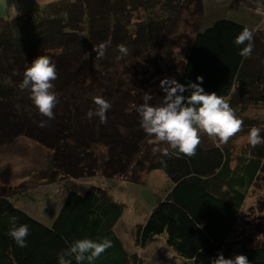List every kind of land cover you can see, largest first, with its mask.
Here are the masks:
<instances>
[{
    "label": "trees",
    "instance_id": "obj_1",
    "mask_svg": "<svg viewBox=\"0 0 264 264\" xmlns=\"http://www.w3.org/2000/svg\"><path fill=\"white\" fill-rule=\"evenodd\" d=\"M173 2L45 0L0 18V145L20 136L36 141L51 156V180L58 175L93 176L100 165L107 177L138 171L131 182H138L145 171L159 169L167 176L165 187L153 194L144 222L134 225V249L123 242V230L118 228L124 206L103 188H72L57 201L46 198L45 206L38 208L29 198L14 199L16 195L0 186V264H57V253L84 237L112 241L94 264H143L144 251L157 240L173 250L176 264H211L218 252L226 258L242 253L250 264H264V238L235 235L249 190L264 173V145L248 143L251 127L264 130L263 30L225 15L214 17L195 31L182 62L179 82L203 76L205 90L225 97L243 120L241 130L227 143L213 137V142H200L193 156L163 157L167 163L162 166L161 154L152 150L158 145L134 130L140 126L138 115L125 118L130 129L126 137L116 133L111 137L107 129L113 125L106 127L98 117L86 116L97 107L93 98L102 88L106 90L100 96L109 100L121 92L116 104H125L133 88L145 83V67L153 60V52L169 48L174 20L167 17L165 26L158 23L151 32L145 26L133 31L131 22L155 17L159 5L170 9ZM254 14L250 18L257 21L259 16ZM245 26L254 29L253 53L247 58L239 55L243 46L233 43ZM102 43L106 44L104 55L98 56ZM119 45L127 48V54L119 51ZM39 55L50 56L57 67L52 83L58 102L51 120L38 111L29 90L19 88L25 68ZM138 75L144 77L140 80ZM157 94L153 103L164 95ZM142 102V98L134 101L133 109ZM41 120L46 122L44 127L38 126ZM235 137H247V141L239 145ZM101 145L109 148L108 153H97ZM10 216L29 225L26 247H18L7 235ZM249 224L251 230L264 233V225Z\"/></svg>",
    "mask_w": 264,
    "mask_h": 264
},
{
    "label": "rangeland",
    "instance_id": "obj_2",
    "mask_svg": "<svg viewBox=\"0 0 264 264\" xmlns=\"http://www.w3.org/2000/svg\"><path fill=\"white\" fill-rule=\"evenodd\" d=\"M44 1L0 0V18H7L13 14L26 11L37 3H41L39 5H42ZM170 5L169 7H172L170 9L159 5L154 11L155 17L139 21L134 16L136 19L131 22L135 24L134 28H131L133 31L138 26H145L146 32H151L153 30L152 27L158 25V23L162 22L165 26L166 23L163 21L167 17L174 20V24L170 25L172 29L169 33L170 36L167 38L169 48L153 52V60L151 63H147L145 67V83L142 86L138 84L137 87L133 88L130 92V98L126 99L127 102L124 101L125 104L118 102V97H122L121 92L112 95L108 100L111 103V108L107 112L106 127L113 125L107 129L111 137V133L124 137L127 136V132L130 129L126 125L125 118L131 113L138 115L136 110L133 109V102L138 99L141 100L145 91H150L153 96H158V92L163 93L159 87V81L162 78H178L182 62L185 60L188 52L190 40L195 31L202 28L205 22L211 21L214 17L225 15L248 25H253V28L256 30L264 31V13L258 14L256 12L257 8H264V0H174ZM249 10L259 16L257 17V21L250 18L254 13ZM141 13H136V15ZM142 16L143 14L139 18ZM132 20L130 19V21ZM137 22L143 23V25ZM144 76L138 75L140 80ZM103 84L108 86L106 81ZM103 90L105 91L106 87L95 93L103 96L100 93ZM116 99H118L117 102L119 104H116ZM113 106L116 108L115 111ZM135 129L144 132L140 126ZM143 136H146L145 133ZM234 141L242 145L247 141V137H235ZM200 142H213V137L201 134ZM98 147L99 151L97 153L101 151L108 153V147L103 148L102 145ZM48 154L47 149L27 137L20 136L13 141L3 143L0 145V186H4L11 196L16 195L14 199L17 200L16 197H20V199L24 198L25 200L29 198L31 202H35L34 205L38 204L36 205L38 208L43 207V205L45 206L44 201L46 198L57 201L61 195L72 188L74 190H82L88 186L103 188L124 206L118 228L123 230L121 232L123 242L131 249H134V225L136 222H142L146 218L151 204L154 202L155 195L153 194L160 193L165 187L167 176L157 169L139 174L138 182H131L130 180L132 177L134 178V175L137 176L138 171L134 174L131 171L130 174L124 173L123 175L107 177L102 174L100 169L101 159H98L97 165L100 166L93 176L71 178L58 175L55 179L51 180L49 178H51L50 174L53 171V166L50 164L51 156ZM39 201L41 202L39 203ZM32 210L35 211V208H32ZM146 211L147 214L145 213ZM241 213V219H239L235 228V235L240 238L252 234L255 239L264 238V233L258 232L254 228L251 230V226H249L252 225L249 223L264 225V173L259 175L256 183L249 190ZM148 246L144 251L143 260H145V263L143 264H176L177 258L174 256L173 250L166 247L164 243H161V240L152 242ZM137 252H142L141 248L137 249Z\"/></svg>",
    "mask_w": 264,
    "mask_h": 264
},
{
    "label": "clouds",
    "instance_id": "obj_3",
    "mask_svg": "<svg viewBox=\"0 0 264 264\" xmlns=\"http://www.w3.org/2000/svg\"><path fill=\"white\" fill-rule=\"evenodd\" d=\"M258 14L264 13V8H257ZM254 29L243 27L234 38L233 43L239 47V55L247 58L253 53ZM247 42V43H246ZM106 44L99 45L98 56L104 55ZM119 51L127 54V48L119 45ZM57 79L55 61L47 55L37 56L30 66L26 67L23 79L19 84L21 90H29V96L38 111L49 120L54 118L53 109L58 102V93L54 90L52 81ZM204 77L198 75L195 81L188 80L181 83L174 77H164L159 81L163 96L159 103H153L154 97L150 91H145L142 103L135 110L139 117V125L143 129L149 143H155L153 152L161 154L160 163L166 166L170 154H184L193 156L201 141V134L216 137L221 143H227L229 138L241 130L243 120L236 115V110L229 101L215 91H206L203 87ZM187 93V95L185 94ZM95 109H89L86 116L89 120L98 117L100 123L107 122V112L111 103L102 96L93 98ZM19 107V106H18ZM46 122L41 120L39 127ZM261 128L251 127L248 132V143L252 147L264 145ZM159 145H165L163 147ZM170 150L171 153H170ZM7 235L18 247L27 246L30 234L29 225L18 223V218L10 216ZM197 228L203 225L196 224ZM112 246L107 237L76 239L68 243L66 249L57 253V264H94V261L105 250ZM211 264H250L245 254H236L226 258L218 252Z\"/></svg>",
    "mask_w": 264,
    "mask_h": 264
}]
</instances>
